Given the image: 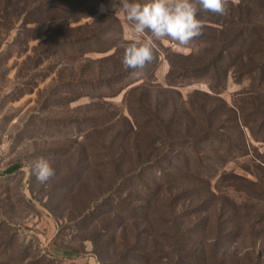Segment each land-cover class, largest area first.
<instances>
[{"label": "rangeland", "instance_id": "1", "mask_svg": "<svg viewBox=\"0 0 264 264\" xmlns=\"http://www.w3.org/2000/svg\"><path fill=\"white\" fill-rule=\"evenodd\" d=\"M16 1L0 0V264H264V9L201 12L202 36L154 41L134 76L122 45L150 34L119 0L61 20L56 0L1 13Z\"/></svg>", "mask_w": 264, "mask_h": 264}, {"label": "clouds", "instance_id": "2", "mask_svg": "<svg viewBox=\"0 0 264 264\" xmlns=\"http://www.w3.org/2000/svg\"><path fill=\"white\" fill-rule=\"evenodd\" d=\"M116 15H123L138 36L148 35L146 40H133L122 45V66L127 71L140 73L155 59L154 41H173L188 48L193 40L203 35L204 22L198 14L211 13L226 16L229 0H119L113 4ZM33 173L38 182L47 183L55 176V170L48 160L40 158L35 162Z\"/></svg>", "mask_w": 264, "mask_h": 264}, {"label": "trees", "instance_id": "3", "mask_svg": "<svg viewBox=\"0 0 264 264\" xmlns=\"http://www.w3.org/2000/svg\"><path fill=\"white\" fill-rule=\"evenodd\" d=\"M87 1H89V0H87ZM56 2H57L56 3V9H53V11L55 12L56 18H58L59 20L69 19V18H71L72 15H75L76 12L80 13V10H83L79 6V4L77 3L78 2L77 0L76 1L75 0H56ZM242 2L246 3L249 6L251 5L252 8L264 9V0H242ZM30 6H31V0H18L16 2H10L6 6H4L1 9V13L2 14H9V15L11 13L13 18H17V20H21V18H23V16H27ZM82 6H83V4H82ZM53 11L52 10L49 11L48 9L42 10V8H41V9H39L38 14H40V15H44V13H50L51 14V12H53ZM29 14H31V13H29ZM22 20H23L21 22L22 25H29V24L32 25V24L38 23L37 21H35L33 19H22ZM4 21L6 23H8V19L5 18ZM2 25L3 24H0V28H2ZM249 26L251 27L250 29L253 31V34H254L256 32L255 28L253 27V25H248V27ZM28 32L30 34L34 33L32 30L28 31ZM245 32L246 33H243L242 36H244V34L249 33V29H246ZM263 33H264V29H263ZM30 38L33 39L34 37L31 36ZM260 50L264 54V42L262 43ZM262 66H264V65H262ZM209 69L213 70L212 66ZM215 69H216V66H215ZM201 134L202 133H197L195 135H191V140L189 141V144H194V145L197 144L199 142V139L203 136V135L200 136ZM9 172L12 173L13 169H11Z\"/></svg>", "mask_w": 264, "mask_h": 264}]
</instances>
